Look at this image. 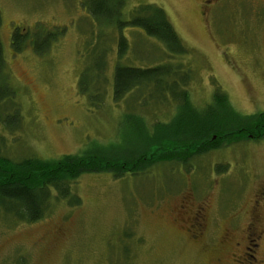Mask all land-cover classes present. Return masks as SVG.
Segmentation results:
<instances>
[{
    "label": "rangeland",
    "instance_id": "obj_1",
    "mask_svg": "<svg viewBox=\"0 0 264 264\" xmlns=\"http://www.w3.org/2000/svg\"><path fill=\"white\" fill-rule=\"evenodd\" d=\"M88 1L0 0L6 84L16 93L0 100L6 110L0 118H10L9 125L0 120L3 157L55 161L103 146L134 156L147 131L170 132L187 117L180 102L163 101L157 89H138L117 102V64L170 65L189 75L185 90L198 112L219 90L239 115L264 113V0H127L113 11L120 24L93 17ZM144 5L165 11L187 52L170 53L162 41L131 27L132 13ZM15 34L27 38L20 52L12 47ZM37 34L50 38L41 49L31 45ZM97 49L107 61L101 73L89 69ZM87 70L98 84L88 87L96 105L81 92ZM15 105L18 120L11 115ZM233 144L186 168L161 164L121 179L83 175L73 185L81 204L52 201L35 223L0 216V264H238L248 226L263 233L264 247V140ZM202 207L207 230L194 239L188 229Z\"/></svg>",
    "mask_w": 264,
    "mask_h": 264
},
{
    "label": "trees",
    "instance_id": "obj_2",
    "mask_svg": "<svg viewBox=\"0 0 264 264\" xmlns=\"http://www.w3.org/2000/svg\"><path fill=\"white\" fill-rule=\"evenodd\" d=\"M125 4L127 0L125 3L122 0H89L86 9L99 21L98 16L104 21L107 20L108 24H120L113 11L118 13ZM132 15L133 19L131 18L129 23L131 27L140 29L148 37L162 41L170 53L183 55L187 52L162 8L144 5L134 10ZM49 39L37 34L31 45L36 49L39 45L41 49ZM26 42L27 38L15 34L12 41L13 50L20 52L23 49L21 46H25ZM119 45V55L124 56V37L120 39ZM107 52L105 51V56ZM91 56L95 58V63H91L89 69L96 66L101 73L104 66L101 69L100 67L107 63L103 53L97 49ZM99 72L96 77H100ZM89 73L93 76V72L87 70L81 77V92L88 100L91 99L92 105H96V94L88 87L98 84L90 82L87 77ZM176 73L179 74L178 79ZM8 77L0 41V100H8L10 96L16 97L15 92L9 93L6 84ZM188 78L189 75L173 69L170 65L145 69L117 64L114 73V98L117 102L138 89H149L151 92L157 89L162 93L163 101L180 102L183 113L187 112V117L185 118L184 114L176 120L170 127V132L166 127L158 129L157 133L147 131L143 135L140 152L134 156H125L117 153L113 147L104 146L96 151H87L81 156H66L55 161L27 158L16 162L0 154V216L4 219L10 217L17 222L35 223L49 212L52 201L68 200L70 205L79 206L81 200L74 194L73 185L86 174L105 173L121 179L126 175L137 176L161 164L176 163L186 168L193 159L203 157L224 145L231 146L251 137L254 140H264V113L252 117L239 115L232 109L227 95L219 90L215 92L206 110L198 112L185 90ZM149 103L150 100L147 99L146 104ZM17 109L19 105L14 106L11 115L18 120L20 110ZM2 111L6 110L0 109V114ZM0 120H5L4 123L8 124L10 118L3 117Z\"/></svg>",
    "mask_w": 264,
    "mask_h": 264
},
{
    "label": "flooded vegetation",
    "instance_id": "obj_3",
    "mask_svg": "<svg viewBox=\"0 0 264 264\" xmlns=\"http://www.w3.org/2000/svg\"><path fill=\"white\" fill-rule=\"evenodd\" d=\"M205 211L206 209H204V207L200 208L197 211V213L195 214V218L193 217L194 226L191 225V229H188V231L193 234L194 239H196L198 235L203 234L207 230L208 221L206 220V216L204 213ZM254 231L255 230L252 226H248L246 230V239L248 245L245 247V251L243 252V256L240 262L237 260L238 264H264L263 233H254ZM238 246L239 245L236 244L234 249L236 250Z\"/></svg>",
    "mask_w": 264,
    "mask_h": 264
}]
</instances>
